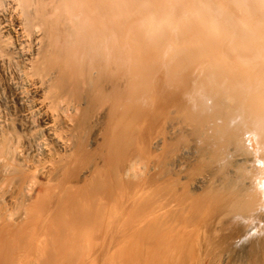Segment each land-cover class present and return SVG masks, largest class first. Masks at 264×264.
<instances>
[{
	"label": "bare ground",
	"instance_id": "6f19581e",
	"mask_svg": "<svg viewBox=\"0 0 264 264\" xmlns=\"http://www.w3.org/2000/svg\"><path fill=\"white\" fill-rule=\"evenodd\" d=\"M0 264H264V0H0Z\"/></svg>",
	"mask_w": 264,
	"mask_h": 264
}]
</instances>
